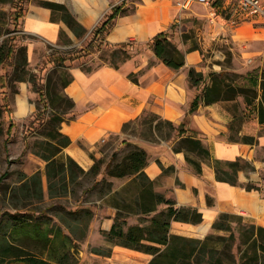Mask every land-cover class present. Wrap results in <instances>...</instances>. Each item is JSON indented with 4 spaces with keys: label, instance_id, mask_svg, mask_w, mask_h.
Returning <instances> with one entry per match:
<instances>
[{
    "label": "crops",
    "instance_id": "obj_1",
    "mask_svg": "<svg viewBox=\"0 0 264 264\" xmlns=\"http://www.w3.org/2000/svg\"><path fill=\"white\" fill-rule=\"evenodd\" d=\"M42 1L64 4L86 33L78 37L61 18L60 12L42 6L39 4ZM25 4L19 19L22 33L35 38L28 45L31 62L37 51L44 53L46 44L53 48L62 47L59 45L63 43L62 37L73 44L89 41L92 30L108 17L115 5H121V10L112 20L103 42L107 45L132 42L144 46L143 50L116 68L102 64L87 72L79 62L65 67L70 81L61 86L59 94L74 103L68 111L71 116L64 118L59 130L71 140L63 149L66 155L88 170L94 163L93 157L104 158L107 150L114 146L117 150L119 144L129 140L123 127L148 111L170 121L175 129L182 124L185 129L194 130L210 150L211 158L205 160L188 155L199 160L200 173H197L184 151H174L181 138L176 135L177 129L173 131L174 140L173 137L156 141L131 140L147 152L148 163L144 172L154 180L155 189L161 193L171 189L177 204L195 206L203 215L202 222L198 224L172 221L171 233L193 236L190 228L201 225H206L208 230L222 212L238 214L242 218L253 217L255 224L264 228L263 189L248 191L240 185L249 182L259 187L264 185L261 177L264 169V122L259 123L258 113L252 106H246L242 96L210 104L201 101L195 110L190 111L193 98L210 84V73L219 71L204 63L198 47L187 49V43L177 44L184 54L185 64L173 70L157 58L147 44L159 32L171 31L178 22L177 18L186 15L174 0H28ZM168 38L171 41L169 34ZM217 39L232 43L230 49L234 57L230 70L247 73L243 85L250 84L249 78H256L258 82L264 72V26L252 22L241 23L233 29L225 26ZM189 67L204 73V82L199 87L190 84ZM251 69L257 70L255 74L248 71ZM18 90L10 114L16 119L32 114L37 99V93L29 90L28 83H19ZM247 136L253 137V142L242 141L241 138ZM104 145L108 149H103ZM237 157L249 160L254 170H239V184L217 181L213 160H234ZM163 168L168 171L163 172ZM110 180L113 188L114 183H120L115 188L119 189L129 178ZM112 222L113 217L101 228L107 231ZM110 263L127 264L114 260Z\"/></svg>",
    "mask_w": 264,
    "mask_h": 264
},
{
    "label": "trees",
    "instance_id": "obj_2",
    "mask_svg": "<svg viewBox=\"0 0 264 264\" xmlns=\"http://www.w3.org/2000/svg\"><path fill=\"white\" fill-rule=\"evenodd\" d=\"M39 4L51 8L53 11H59L61 18L78 37L86 33L64 4L50 1H42ZM120 10L121 5H115L112 8V12L107 15L108 17L92 30L93 35L86 46H92L93 42L102 43L112 20ZM17 16H21V14H17ZM1 20L0 17V38L6 32ZM147 44L153 49L156 57L160 58L169 68L179 69L185 64L183 52L169 40L167 32H159ZM128 45V43L108 45L111 49L107 51L106 56L100 58L103 61L99 65L109 64L116 68L120 63L130 59L131 54L127 49ZM68 53L71 55V52ZM75 57L77 56L68 58L59 55L53 61L56 66L66 67L68 66L65 65L66 59L73 60ZM26 59V47L17 48L8 37L1 40L0 68L5 65L14 68L11 75L0 74V115L5 112L10 116L12 112L8 101H6L8 98L6 91H4L5 87L16 80H28L34 84L38 106L33 115H35L39 125L47 128L45 138L36 141L35 146L38 148L34 152L46 161L45 176L47 177L49 197L52 199L66 197L69 193L68 186L70 184L80 183V178L92 175L94 182L91 188H97L101 184L99 197L115 210L110 228L107 231H102L105 241L109 243L110 247L105 253L100 247H95L94 252L107 256L111 254L112 246L117 245L151 254L147 264H203L204 262L207 264H224L223 259L214 257L220 249L209 242L222 241L225 236L208 234L204 239H199L171 233L172 221L198 224L202 222L203 215L197 207L179 205L172 197L155 189L154 180L144 172V167L148 163L147 152L144 148L135 143L124 141L133 149L128 151L119 162L114 160L116 152L110 156L106 163L102 158L93 157L94 163L88 170H84L77 161L63 154V149L70 144L71 140L59 131L64 118L55 111V106L59 105L60 101H66L71 109L74 107V103L59 92L51 94L46 83L37 82V77L26 69ZM82 67L87 72L93 69L91 66L87 68L83 65ZM60 75L62 78L61 86H65L70 81V77ZM227 75L224 70L217 72V74L210 73V84L205 85L202 92L193 98L190 111L195 110L201 101L210 104L220 99L232 100L236 96H242L246 106H252L258 113L259 123L264 122V72L258 82L256 78H249V85L231 83ZM188 77L190 84L197 87L205 79L204 73L197 71L194 67L188 68ZM151 115L153 116L152 119L159 118V121L153 125V130H155L158 138H164V135H161L164 126H167L171 132L177 129L176 135L181 136V138L176 142L174 151H184L195 172L200 173L199 160L190 158L188 155L190 154L200 160L211 157L209 148L198 138L197 132L185 129L182 124L175 129L170 121L160 119L158 115L152 113ZM152 119L148 121L151 122ZM14 125V121L10 119L5 130L8 136ZM171 132H167L164 139H170ZM241 139L247 143L253 142L251 136ZM103 165H105L103 170L105 175L102 179H97L103 173L101 171ZM212 166L216 180L225 181L231 185L239 184V170H254L251 162L242 157H237L234 160L214 159ZM167 171L168 169L163 168V172ZM25 177L29 183L24 184L23 190L28 195L36 192L38 197L42 198V177L39 172H34L30 177ZM120 177H128L129 180L119 189L113 188V182L110 178ZM240 185L248 191L250 189L261 190V187L252 182ZM85 192L86 190H83V193ZM54 215L58 218L59 224L48 227L46 225L48 222H43L39 216L32 217L28 214L9 213V235L13 240L0 243V264H76L77 261L72 251L73 245L86 237L94 215L93 209L90 206L77 205L75 210L64 209L62 214L57 211ZM135 217L137 221L130 224L128 219ZM229 217L236 218L238 221L241 219L239 215L234 216L222 212L218 219L212 223L211 228L217 231H230V237L233 239L234 231L230 224L225 221ZM248 229V234H246L242 233L241 227H238L239 239L241 243L249 244L256 256L250 254L248 258L245 257L238 264H253L259 257L258 253L264 255V228L251 223L248 225ZM21 240V245L16 242ZM245 253L246 251L242 254Z\"/></svg>",
    "mask_w": 264,
    "mask_h": 264
},
{
    "label": "rangeland",
    "instance_id": "obj_3",
    "mask_svg": "<svg viewBox=\"0 0 264 264\" xmlns=\"http://www.w3.org/2000/svg\"><path fill=\"white\" fill-rule=\"evenodd\" d=\"M27 1L28 0H0L1 24L4 25L6 29L5 34L0 38V42L4 37H8L17 48L26 47V69L37 77V82L46 83L51 94L60 92L62 83L60 74L64 75V77H68L67 68L64 66H56L53 61L59 55L68 58L77 56L73 60L66 59L65 65L68 66L79 62L87 68L88 66L95 68L102 63L103 60L100 58L106 56L107 51L111 49L103 41L101 44L99 42H93L92 46H86V41L88 42V40H85L80 45L73 44L64 37H62L63 43L59 44L62 47L53 48L46 44L44 45V53L42 54L37 51L38 53H35L32 62L29 61L30 47L28 45L33 42L35 38L22 33L20 16H17V14L23 13ZM180 11L186 13V15L179 16L177 18L178 22H175L176 24L173 26L172 30L168 32L172 43L176 45L178 43H187V49L189 47H198L201 50L204 63H207L210 68L219 72L222 68H226L224 71L228 74L229 82L244 84L243 81L246 79L245 75L247 73L230 70L233 66L234 57L232 49H230L232 43L217 39L221 28L217 25L214 26L210 24L207 18V9L203 5L193 4L189 9ZM92 35L93 34H91V37ZM128 44L127 49L131 56L144 49V46L141 44L132 42ZM68 52H71V55H69ZM13 68V66L5 65L0 68V74L7 73L11 75ZM248 71L255 74L257 70L251 69ZM21 82L28 83L29 90L36 92L34 90V84L28 80H16L10 83L8 87L4 88V91L7 93L8 99H6V101H8V105H10L11 109L13 107V100L17 92H19L18 85ZM34 103L35 111L38 106L37 99H35ZM69 110V103L66 101H60V104L55 106V111H57L62 118H69L71 116L70 113H68ZM34 111L29 116L18 119L12 116L9 117L5 112L0 115V243L3 244L13 240L9 235V213H16L18 215L28 214L32 217L39 216L40 220L48 222L46 225L49 227L59 224L58 218L54 215L55 212L58 211L62 214L64 209L75 210L77 205H83L90 206L93 209L94 215L87 230L88 233L86 237L78 240V242H75L73 245L74 248L72 251L77 261L76 264H111V260L116 261V263L147 264L149 262L147 261L149 255H142V253L138 251L133 252L127 249L126 251L128 253L130 252L133 255L136 254V258L132 256L130 260L117 259V251L122 248L120 249L114 245L112 246L110 255L105 256L94 252L95 247H100L104 253L107 252L110 247L109 243L105 241L104 235L102 234L103 229L101 227H105L106 223L112 219L114 208L108 206L104 203L103 199L99 197V188L101 184L97 188H91L94 182V177L92 175L90 177L80 178V183L74 185L70 184L68 186L69 193L66 197L62 199H52L49 197L47 177L45 176L46 161L34 152L38 148L35 146L36 141L45 138L47 128L39 125V122L35 119V115H33ZM152 117L151 113L146 111L141 117L124 126L123 130L126 132V138L129 139L125 141L133 143L134 141H131L133 138L146 141L158 140L157 134L155 130H153V125L159 121V118L154 117L155 119H152ZM10 119L14 121L15 125L8 136L5 130ZM150 119H152L151 122L148 121ZM162 130L163 134L161 135H164V138L167 132H171L167 126H164ZM173 134L174 132H171L170 138L173 137ZM172 140H174V137ZM128 143L119 144L120 146L117 150H115V146L110 148L106 151L105 157L102 159L106 163L109 161L110 156L116 152L114 160L115 162H119L128 151L133 149ZM107 147V145H104L102 148L108 149ZM63 154L65 153L63 152ZM104 167L105 165L102 166L101 171L103 173L99 175L97 179H102L104 177ZM34 172H39L42 177V198H39L36 192L28 195L26 191L23 190L24 184L27 182L29 183V180L25 176L30 177ZM261 177L264 178V169L261 171ZM119 184L120 183H114V188L119 186ZM261 188L263 189V195L264 185L261 186ZM83 190H86V192L83 193ZM164 193L172 197L171 189H167ZM227 213L234 216L238 215L231 212ZM254 220L255 218L248 216L245 218L241 217L239 221L232 217L226 218V223L230 224L234 231L233 239L230 237V231H217L211 227L208 228L207 232L204 234L193 233V236L189 237L204 239L208 234L225 236V239L222 241L209 242L211 245H215L220 249L214 257L223 259L224 264H238L242 259H245V257L248 258L250 254L256 256L252 248L250 249L249 244L240 242L238 231V227H241L242 233L248 234V225L251 223L255 224ZM136 221V217L128 219L130 224H134ZM46 225H43V227H46ZM16 242L21 245L22 240ZM123 250L125 251V249ZM244 251H246V253L242 254ZM258 254L259 257L253 264H264V255ZM203 264L207 263L204 262Z\"/></svg>",
    "mask_w": 264,
    "mask_h": 264
},
{
    "label": "built area",
    "instance_id": "obj_4",
    "mask_svg": "<svg viewBox=\"0 0 264 264\" xmlns=\"http://www.w3.org/2000/svg\"><path fill=\"white\" fill-rule=\"evenodd\" d=\"M180 10L203 5L211 25L235 28L244 22L264 26V0H175Z\"/></svg>",
    "mask_w": 264,
    "mask_h": 264
},
{
    "label": "bare ground",
    "instance_id": "obj_5",
    "mask_svg": "<svg viewBox=\"0 0 264 264\" xmlns=\"http://www.w3.org/2000/svg\"><path fill=\"white\" fill-rule=\"evenodd\" d=\"M205 232H207V226L206 225H201L199 227H193L190 228V233H197V234H204ZM136 254H131L130 252L128 253L126 250L124 251L123 249H121L119 252H117L116 257L119 260H125V259H129L132 256H135Z\"/></svg>",
    "mask_w": 264,
    "mask_h": 264
}]
</instances>
